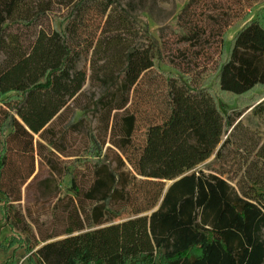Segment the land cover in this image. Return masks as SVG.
Masks as SVG:
<instances>
[{
    "label": "trees",
    "instance_id": "obj_1",
    "mask_svg": "<svg viewBox=\"0 0 264 264\" xmlns=\"http://www.w3.org/2000/svg\"><path fill=\"white\" fill-rule=\"evenodd\" d=\"M137 2L145 6V0H131L129 9ZM94 3L102 5L99 0H0V140L8 133L0 154V194L9 198L2 182L11 145L34 158L36 136L60 153L68 135L86 132L87 138L83 157L66 173L71 196L55 207L54 223L62 229L38 228L43 244L38 248L24 215L9 200L7 224L33 243L34 264H264V101L253 108L251 126L237 124L243 113H225L207 86L210 73L226 95L240 98L264 89V17H246L227 52L229 24L212 16L198 21L197 0L190 1L171 29L173 73L164 72L169 115L149 125L134 159L130 149L138 117L130 110L133 85L126 74L137 38L129 19L106 6L101 34L87 37L79 49L75 38ZM56 4L70 8L64 28L48 24ZM168 38L162 30L163 50ZM84 55H91L90 76L80 68ZM87 82L100 96L82 104ZM90 114L97 116L103 136L91 127L85 131ZM107 144L122 155L113 163ZM37 147L43 156L42 143ZM231 154L232 178L224 169ZM212 157L209 172L194 171ZM80 165L91 173L88 187L79 180ZM34 173L33 166L27 178ZM137 177L143 179L146 201L137 215L159 209L111 224L133 207Z\"/></svg>",
    "mask_w": 264,
    "mask_h": 264
},
{
    "label": "rangeland",
    "instance_id": "obj_2",
    "mask_svg": "<svg viewBox=\"0 0 264 264\" xmlns=\"http://www.w3.org/2000/svg\"><path fill=\"white\" fill-rule=\"evenodd\" d=\"M102 5L94 3L87 15H84L83 24L78 32L79 36L75 38V45L80 49L81 45L87 37H99L106 21L105 7L115 9L122 13L131 22V33L136 35L137 44L133 51V58L130 67L127 70V79L133 85V94L130 104V110L137 113L138 122L133 135V144L130 149V155L136 159L145 143L146 131L150 124L159 123L169 115L167 105V82L164 77L165 73L173 71L168 66L169 53L168 50L175 48L174 40L171 38V29L175 28L178 23V17L191 0H145V6L137 2L134 11L130 10L128 4L131 0H99ZM198 5L193 6L196 11V19L204 21L207 16L215 17L216 21H220L222 17L229 26L225 29L227 33L226 50L229 52L231 41L234 39L237 30L244 24V19L248 20L254 15L264 17V0H197ZM70 8L65 4H56L53 11L49 14L48 24L50 27L64 28L61 22L68 16ZM212 22V21H209ZM169 36L166 48L163 50L161 45V31ZM212 49H215L213 45ZM163 51L160 57V52ZM210 53H214L211 50ZM213 57L215 54H212ZM90 59L91 55H84L80 68L86 69L90 76ZM207 86L214 94L217 102L221 105L223 111L228 115H232V109L236 112L243 113L241 119L238 120L246 126H251L253 108L260 102L264 101V89L259 88L251 92L249 95L237 98L226 95L219 90L215 75L210 73ZM84 97L81 99L82 104H87L93 99L100 96V90L87 82L84 88ZM77 111V110H76ZM92 128L96 135L103 136L101 133V125L95 115H89V121L85 125V131ZM263 129V125L261 127ZM231 129L224 137V142L232 135ZM86 133V132H85ZM84 134H70L65 142H63V153H60L50 147L46 142H42L39 136L35 137L36 152L34 158L23 156L19 151V147L11 145L9 152V162L7 172L2 182L3 188L7 191L9 198L0 194L2 201L0 205V264H34L31 258L33 243L28 242V238L21 234L18 230L12 228L6 222V202H13L19 212H21L35 238L32 242L39 244L38 248L43 246L39 241L38 228L42 232L51 233L58 229H62L63 225L54 223V214L56 213V204L59 199L71 196L69 192L71 185V175L66 174L77 166L76 160L83 157L87 148V138ZM6 133L0 140V154L5 142ZM110 138V133L108 134ZM109 138L107 139L109 141ZM42 143L43 147L40 156V148L38 143ZM107 157L110 162H114L118 157H122L121 153L113 148L110 144L106 145ZM106 153V150H105ZM126 159V158H124ZM215 157H212L206 163L200 165L194 171L204 170L209 172L207 168L212 164ZM230 164L224 167L230 172L232 178V170L236 171L232 163V154L228 157ZM51 160L57 167V171L50 168L48 161ZM126 161V160H125ZM127 169L136 176L134 168L127 162ZM33 166L35 173L28 179ZM80 167L79 180L84 187H88L91 182V173L84 166ZM193 172V171H192ZM190 172V173H192ZM143 179L137 177V184L133 188V207L123 212L120 219L113 221L111 224L121 223L123 221L135 218L136 216L150 215L158 206L150 211H144L137 215V211L143 210L146 201L144 196ZM170 183H165L164 188L167 189ZM232 185V180H231ZM235 186V182L233 183ZM37 223V224H36Z\"/></svg>",
    "mask_w": 264,
    "mask_h": 264
},
{
    "label": "water",
    "instance_id": "obj_3",
    "mask_svg": "<svg viewBox=\"0 0 264 264\" xmlns=\"http://www.w3.org/2000/svg\"><path fill=\"white\" fill-rule=\"evenodd\" d=\"M182 177H180V178H178V179H176V180H174V181H171L170 182V184H169V186L167 187V189L166 190H168V188L170 187V186H172L175 182H177L178 180H180ZM159 209V207L156 209V210H154L150 215H152L154 212H156L157 210Z\"/></svg>",
    "mask_w": 264,
    "mask_h": 264
},
{
    "label": "crops",
    "instance_id": "obj_4",
    "mask_svg": "<svg viewBox=\"0 0 264 264\" xmlns=\"http://www.w3.org/2000/svg\"><path fill=\"white\" fill-rule=\"evenodd\" d=\"M256 17H257V14L256 15L253 14L248 21H251V20L255 19Z\"/></svg>",
    "mask_w": 264,
    "mask_h": 264
}]
</instances>
